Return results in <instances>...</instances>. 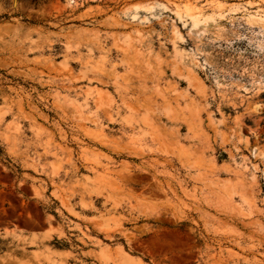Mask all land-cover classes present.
I'll return each mask as SVG.
<instances>
[{
    "label": "rangeland",
    "instance_id": "1",
    "mask_svg": "<svg viewBox=\"0 0 264 264\" xmlns=\"http://www.w3.org/2000/svg\"><path fill=\"white\" fill-rule=\"evenodd\" d=\"M0 264H264V0H0Z\"/></svg>",
    "mask_w": 264,
    "mask_h": 264
}]
</instances>
